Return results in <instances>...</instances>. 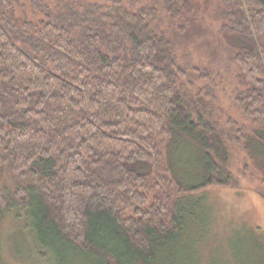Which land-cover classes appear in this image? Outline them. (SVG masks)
<instances>
[{
  "label": "trees",
  "instance_id": "1",
  "mask_svg": "<svg viewBox=\"0 0 264 264\" xmlns=\"http://www.w3.org/2000/svg\"><path fill=\"white\" fill-rule=\"evenodd\" d=\"M57 1L32 0L28 17L20 0H0V176L17 185L10 201L0 181V224L19 207L27 240L53 264H172L189 201L241 189L233 143L264 185V0H220V33L237 43L234 135L196 86L210 72L176 55L209 34L212 0L136 11ZM162 10L173 39L153 26Z\"/></svg>",
  "mask_w": 264,
  "mask_h": 264
},
{
  "label": "rangeland",
  "instance_id": "2",
  "mask_svg": "<svg viewBox=\"0 0 264 264\" xmlns=\"http://www.w3.org/2000/svg\"><path fill=\"white\" fill-rule=\"evenodd\" d=\"M71 1V0H64ZM92 4L107 6L106 0H85ZM133 11L153 6V0H123ZM53 7L57 0H44ZM32 0H20L16 13L30 17ZM23 6V7H22ZM161 9L160 5H156ZM220 0H212L207 13L202 15L209 34L195 43L177 44L176 55L188 71L194 68L208 70L209 81H197L196 86L215 101L221 124L234 135L229 121L242 125L240 113L234 106V97L240 86L238 68L232 60L237 43L223 37L218 20ZM218 10V12H217ZM172 38L169 17L163 10L160 20L153 26ZM180 42V41H179ZM232 170L241 189L228 187L210 188L189 201L191 208L188 224L179 247L185 252L178 254L172 264H264V193L261 174L254 169L242 146L232 145ZM248 166V170H246ZM260 177V179H259ZM261 180V181H260ZM0 181L10 201L15 200L17 185L9 174L1 173ZM20 208L11 211L0 224V260L2 264H53L51 250L40 246L34 249L27 240ZM30 242V243H29ZM29 243V244H28ZM165 264V263H164Z\"/></svg>",
  "mask_w": 264,
  "mask_h": 264
},
{
  "label": "bare ground",
  "instance_id": "3",
  "mask_svg": "<svg viewBox=\"0 0 264 264\" xmlns=\"http://www.w3.org/2000/svg\"><path fill=\"white\" fill-rule=\"evenodd\" d=\"M199 8V7H198Z\"/></svg>",
  "mask_w": 264,
  "mask_h": 264
}]
</instances>
